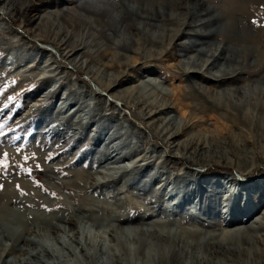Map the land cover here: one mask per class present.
<instances>
[{"label":"rangeland","instance_id":"1","mask_svg":"<svg viewBox=\"0 0 264 264\" xmlns=\"http://www.w3.org/2000/svg\"><path fill=\"white\" fill-rule=\"evenodd\" d=\"M63 1L39 0L42 6L40 10H33L22 20L3 15L0 8V124H3L0 131L4 133L0 136V159H3V153L9 154L8 169L0 168V185H3L0 189V228L7 230L13 238L26 236V240L43 242L53 254L71 260L67 248L59 244L58 238L62 243H70L77 258L85 262L81 247L70 239L74 232L67 220L74 219L80 231V242L89 254H93L98 264H113L115 254L128 259V264H155L151 258L150 261L141 258L134 239V236L148 237L145 231L151 227L148 222L162 217L173 219L185 216L194 220L188 224V227H192L203 220H221L218 209L209 212L211 205L205 200L206 196L202 198L203 193L196 191L195 184H192L194 188L190 190L191 193L187 192L185 187L191 184L181 183V178L178 180L175 177L176 173L188 172L193 179L196 177V182L200 176L203 180L215 173L222 175V180L227 177L228 180L246 182L252 178H264V161L254 163L251 160L258 155L264 157V94L255 95V99L250 98L252 101L248 98L242 107H235L230 102V96L224 92L230 87L235 90L237 87L248 89L264 86V0H189V3L199 4L197 8L202 13L200 17L193 18L195 27L183 30L184 36L173 42L178 48L164 58L156 56V62L146 63L151 72L142 71V77L136 78V84L153 82V87H146L150 100H166L172 104L173 108L162 118L173 116L179 121L190 118L191 110L183 108L178 98L195 83H201L206 90L205 95L199 97L201 102L207 101L208 96L218 104L222 103L219 112L227 117L225 120L200 114L198 110L195 114L197 118L192 120L196 125L180 137L181 142L193 137L207 144L209 149L206 152L198 156L195 153V157L203 160L199 165L177 157V154L182 156L183 153L191 157L193 149L166 148L163 136L158 137L156 133L157 124L151 125L148 120L137 117V109L128 107L123 101L110 99L101 86H96L83 71L63 58L57 44L34 38L36 33L33 35L30 30L27 31L30 26L26 28L25 24L41 25L44 20L40 15L64 8L61 6ZM67 1L71 6L91 12L95 18L99 17L98 12L80 2L73 5L72 2L77 0ZM99 1L113 3L110 18L117 23L122 18L132 17L128 15V6L137 8L141 4L138 0ZM155 1L160 9L166 6L164 0ZM176 1L181 3L186 0ZM134 20L135 23L140 22L136 18ZM66 23L71 25L68 18ZM157 24L160 25L159 22ZM111 28V25L106 26L103 34H111ZM156 34L159 35V31ZM202 42L204 45L200 48L203 49L216 43L215 47L221 45L241 51L251 49L253 54L246 63L243 61L241 69L229 74L223 84L214 81L213 73L184 75L181 68L186 66L189 57L197 54L196 46ZM181 46L190 47V52L185 55ZM229 53L227 51L226 54ZM247 56L248 53L243 54L242 59L245 60ZM205 59L208 57L205 56ZM201 76H207L210 80L204 81L205 77ZM85 84L89 92L83 88ZM70 90L76 91V103L67 99ZM236 96L240 97L241 93H234L233 97ZM8 97L14 99L9 102ZM33 153L35 157L25 161L24 157H32ZM49 156L52 159H47ZM247 158L249 160L244 161ZM165 159L168 160L164 162ZM37 164L40 165L39 169ZM21 166L31 168L32 174L28 175ZM36 181L40 182V186ZM165 181L167 184L164 186ZM168 181L173 182L169 188ZM176 182L179 185L176 186ZM173 187H176L174 191ZM171 192H178L180 196ZM227 194L226 191L224 197ZM192 202L200 204L197 208L201 217L191 212V208L196 207ZM263 205L253 214L261 212ZM206 213H211L213 217ZM238 225L244 227L245 224ZM123 226L124 229L128 227L127 235L123 233ZM231 227L221 226L219 230L226 232ZM203 231L211 232L208 228H203ZM223 238V242H226ZM2 241L7 242L3 238ZM120 241L124 242L127 253L122 250ZM24 251H21L22 254L13 252L8 259L30 258ZM201 253L210 258L214 256L204 248ZM45 258L50 261L48 257ZM30 261L37 264L33 259Z\"/></svg>","mask_w":264,"mask_h":264},{"label":"bare ground","instance_id":"2","mask_svg":"<svg viewBox=\"0 0 264 264\" xmlns=\"http://www.w3.org/2000/svg\"><path fill=\"white\" fill-rule=\"evenodd\" d=\"M82 1L77 0L72 2V4L74 5V3L76 4L80 2L81 5H86L89 9L98 12L99 19L91 15V12H86L85 10L87 9L83 12L75 6H71V3H67L68 1L65 0L61 4L64 8L59 7L60 9L49 10L40 15L42 21L44 20V23H40L41 25H38V23H36L35 26H32V24H25L26 28L30 26V29L27 31L30 30L33 35L36 33L34 38L49 40L53 44H57L63 58H66L71 64L73 63L75 67L83 71L94 82V84H96V86H101L110 99L123 101L125 104H128V107L137 109V117L140 116V118L142 117V119L148 120L147 122L151 125L157 124L158 127L156 128V133L157 135L159 134L158 137H160V135L163 136L162 141L166 148L170 149V147L176 146L182 147L183 150L185 149L187 151L188 149H193L191 157L186 156L187 153H183L182 156L177 154V157L184 159V161L189 160L191 164L199 165L203 160L195 157V153H197V156L199 154L202 155V152H206V150L209 149L207 144L204 142L200 143L199 140H195L193 137L181 142L180 137L194 128L196 122L192 120L196 117L195 114L198 110H200V114L202 113L209 117L216 116L217 118L225 120L227 117H224V115L219 112L223 107L221 106L222 103L218 104L215 99L208 96L206 99L207 101L201 102L199 97L200 95L204 96L206 90L201 83H195L189 86L190 90H186L182 96L178 98L179 104H181L183 108L191 110V116L189 115L190 118L186 121H179L173 116L162 118L163 114L173 108L172 104L166 100H150L151 98L147 94L146 89L148 88L147 86L153 87V82L148 83L146 81L143 82V84H136V78L142 77V71H150V67L146 65V63L156 62V56H160L161 58L168 56L173 50L178 48V45L173 42L176 38L184 36L182 31L185 29H193L195 27L193 18L202 15L197 8L199 4L189 3V0L181 3H177L176 0H164V5L166 6L160 9L155 0H138L141 4L139 6L137 4L138 7L135 5L137 8L130 6L126 8L128 9V15H132V17H127V19L122 18L119 20L120 22L118 21L119 23H117L115 19L111 20L110 18L113 13V3L108 2V4L105 3V5L102 3L103 1L99 0H86L84 3ZM38 3L39 0H0V8L3 15H6L9 18L22 20L30 15L33 10H40L42 6ZM118 9L121 8L119 7ZM178 10H180V12ZM66 18L69 19L71 25L66 23ZM134 18L140 22L135 23ZM157 22H159L160 25H158ZM110 25L112 26L111 34L104 35V28ZM35 27H37V30ZM157 31H159V35L156 34ZM180 33H182V35ZM101 37L104 38V40L101 39ZM215 44L216 43H213L210 47L204 49L203 47L200 48L201 45H204V42L198 44L196 46L198 47V49H196L197 54L187 59L186 66L181 68V73L186 76H198L206 72L210 74L213 73L215 77L214 81H219L223 84L227 76L241 69L243 61L246 63L249 58L251 59L253 54L251 49L241 51L221 45L215 47ZM181 50L186 55L191 49L188 46H181ZM227 51L230 52L229 55L226 54ZM247 53V58L243 60L242 55ZM50 54L53 55L51 52ZM205 56H207L208 59H205ZM222 62H225V64L228 65H225ZM51 66H53V64H51ZM218 68L220 69L216 71ZM202 77H205L203 78L204 81L210 80L207 76H201V78ZM211 81L213 80L211 79ZM83 88L86 92H89L86 84ZM53 91L58 93L57 89H54ZM224 92L230 96V102L235 105V107H242L243 103L245 104V100L248 98L251 100L250 98H256L255 95L264 94V86L255 88L249 87L248 89L237 87L235 90H232L230 87L229 89L224 90ZM75 93L73 90H70L68 94L69 98L67 99H70L72 102L75 101ZM234 93H241V96H236L238 97L236 99V97H233ZM49 95L51 96V92ZM251 95H253V97ZM78 97L80 98V96ZM196 100H199V102L196 104L191 103ZM74 103H76V101ZM101 103H99V105H101ZM80 105L82 106V104ZM198 105H200V107H198ZM81 106L80 108H82ZM88 112L90 111L88 110L87 113ZM97 113L98 112H96V114ZM62 125L63 124H61V126ZM114 150L116 151V149ZM145 157L153 158L152 156ZM167 160L168 159H165L164 162ZM247 160L249 159L247 158L244 161ZM251 160L254 161V163L262 162L264 161V157L258 155L252 157ZM182 174H185V172L181 173L180 171L176 173L175 177L178 180L181 178V183L184 185L191 184L185 187L187 192H190V190L194 188L192 187V184H195L194 186L197 188L196 191H200V194L203 193L202 198L206 196L205 200L211 205L210 209L208 208L209 212H211V210L217 211V209L218 212H220L223 207H227L228 215L225 217L226 219H214L215 221L203 220L201 223H198V226L193 225L192 227L188 226L192 224L191 221L193 219L185 216H179L173 219L162 217L163 219H155L154 221H151V224L148 222V225L151 226L150 228L145 227L147 229L145 231L147 232L146 235L148 234V237L134 236V239L138 244L137 253L141 258L146 261H150L151 258L152 262L155 264H264V178H252L246 182L237 179L228 180L227 177L225 180H222L224 177L215 173L209 176V178L203 180L202 176H200L196 182V177L193 179L188 172L185 176ZM166 182L167 181H165L164 186L167 184ZM168 182L167 187L169 188L173 182ZM176 183V186L179 185L178 182ZM175 188L173 187L172 190L174 191ZM226 191L229 195L227 194L228 196L223 198ZM172 193L175 192H171V194ZM178 196H180V194H177V197ZM260 196H262V199H260ZM190 199L191 198L189 197V202ZM197 199L198 197L196 200ZM189 202H187V204ZM192 203H194L196 208L200 206L198 203ZM261 205H263L261 212L254 215V211ZM217 206H219V208H216ZM203 208H205L204 205ZM208 209L205 210L208 211ZM209 216H212V214L210 213ZM229 216H231L232 219L229 220ZM73 220H67L68 225L70 224L69 228L74 232L73 239H70L77 243L78 247H81V252L86 260L85 262H81L77 258L76 253L74 252L75 250L73 251L69 246L70 243H62L58 238L57 241L59 244L67 248L69 255L72 258L71 260L74 261L73 263L71 260L61 258L63 257L62 255L57 256L53 254L43 242L35 243L31 239L26 240V236H15L13 238L7 230L0 228V264H33L30 259H33L37 264H98L93 254H89L82 242H80V231L77 228L75 220ZM2 221L4 222V220ZM25 223H27L26 220ZM236 224L245 225L244 227H240L239 225L235 226ZM221 226L233 227L226 232H220L219 229ZM203 228H208L211 232L209 233V230L204 232ZM27 229L29 228L27 227ZM127 229L128 227H125L124 229L123 226V233L126 234ZM223 230L224 229L222 228V231ZM27 231L30 232V230ZM110 234L113 235V232ZM132 235H134V233ZM113 237L115 239V236ZM223 237L226 239V242H223ZM2 238L6 239L7 242H3ZM120 244L122 250L127 253L124 242L120 241ZM202 248L206 249V251L208 250L212 252L214 256L210 258L202 255ZM24 249L25 254H28L30 258H19V260H16L15 258L17 257H14L15 261L8 259L13 252L21 253ZM123 254L122 256H124ZM45 257H48L50 261ZM115 257L116 260L113 264H128V259L116 254ZM123 260L125 262H123Z\"/></svg>","mask_w":264,"mask_h":264},{"label":"snow or ice","instance_id":"3","mask_svg":"<svg viewBox=\"0 0 264 264\" xmlns=\"http://www.w3.org/2000/svg\"><path fill=\"white\" fill-rule=\"evenodd\" d=\"M253 23H256V21H253ZM8 99H9V102H11L14 99V97H8ZM2 128H3V124H0V129H2ZM3 135H4V133L2 131H0V136H3ZM17 151L19 152L20 149L18 148ZM34 157H35V154L33 153L32 157L25 156L24 159H25V161H27L30 158H34ZM47 159H52V157L49 156V157H47ZM8 167H9V154L7 152H5V153H3V159H0V168H3V169L6 170V169H8ZM36 167L39 169L40 165L37 164ZM21 168L28 175L32 174V169L31 168H23L22 166H21ZM35 183L37 184V186H40V182L39 181H36ZM16 187H17V189L20 188L19 185H17ZM2 188H3V185H0V189H2ZM53 195H55V193H53Z\"/></svg>","mask_w":264,"mask_h":264},{"label":"trees","instance_id":"4","mask_svg":"<svg viewBox=\"0 0 264 264\" xmlns=\"http://www.w3.org/2000/svg\"><path fill=\"white\" fill-rule=\"evenodd\" d=\"M46 46V45H45ZM46 47H48V46H46Z\"/></svg>","mask_w":264,"mask_h":264}]
</instances>
